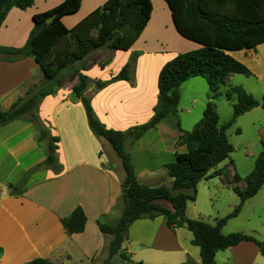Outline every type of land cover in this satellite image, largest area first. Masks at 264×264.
<instances>
[{
  "label": "crops",
  "instance_id": "obj_1",
  "mask_svg": "<svg viewBox=\"0 0 264 264\" xmlns=\"http://www.w3.org/2000/svg\"><path fill=\"white\" fill-rule=\"evenodd\" d=\"M63 1L34 0L25 10H9L0 27V47H23L35 28L33 16L49 12ZM108 1L81 0L79 10L63 17L61 23L71 30ZM154 15L153 2L150 19L130 49L119 51L104 47L109 50V55L98 50L95 53L101 57L91 63L87 61L85 70L80 68L66 83L45 80L40 67L30 57L14 62L0 61V109L9 110L15 102L25 98L26 92L41 86L38 89L49 91V94L40 100L35 114L49 137L58 138L55 164L48 167L43 163L49 141L47 138L38 141L39 134L33 123L20 118L0 127V264H28L36 258L48 259L53 264H102L107 256L111 236L100 232L98 222L110 223L120 216L125 174L110 144L89 128L84 106L72 88L77 85L79 74L88 78L83 96L88 99L94 117L107 129L126 132L148 123L158 104L157 79L162 66L177 54L199 47L180 36L173 22V27H150ZM176 44L183 50H177ZM260 50L264 52V44L257 46L255 51L229 54L255 75L252 64L255 65L253 60ZM127 64H131L129 79L111 80ZM235 76H230L222 87L242 86L234 81ZM259 79L264 83V66ZM96 82L103 86L97 87ZM221 88L219 97L213 102L219 123L224 124L232 116V104L225 99L227 90L222 94ZM178 93L176 113L126 145L134 173L143 185L171 186L173 181L168 177L165 165L173 163L176 154L186 151L184 146L177 144L179 135L192 131L202 118L210 91L203 78L193 77L179 86ZM224 99L229 104V118L222 122L218 107ZM259 108L241 115L232 126L238 127L240 118L250 116L251 129L260 140V148L252 153L245 152L239 160L230 157L231 164L222 162L217 167L224 169L222 174L214 177L215 180L203 179L197 185L195 201L189 202L194 204L202 192L212 208L216 203L224 202L225 209L223 212L218 208L217 211L207 209L206 214L196 209L192 213L187 203L185 214L188 219L208 215L211 222L207 220V223L215 224L238 205L239 198L231 189L234 185L229 186L227 182L235 173L240 178L249 175L262 150L264 130L258 116ZM235 133L241 135V128ZM9 185L21 188L23 192L11 194ZM236 186L242 189L244 184L241 182ZM159 204L170 207L165 201ZM76 207L85 214V228L81 233L68 235L60 219L69 216ZM236 220L238 223L229 226ZM221 233H241L264 242V187L243 203L238 215L227 221ZM192 239V233L186 228L169 229L162 217L140 219L130 225L128 239L121 250L131 260L145 264H181L187 260L200 264L199 248L192 244ZM214 260L215 264H264V258L253 242H241L218 251Z\"/></svg>",
  "mask_w": 264,
  "mask_h": 264
},
{
  "label": "trees",
  "instance_id": "obj_2",
  "mask_svg": "<svg viewBox=\"0 0 264 264\" xmlns=\"http://www.w3.org/2000/svg\"><path fill=\"white\" fill-rule=\"evenodd\" d=\"M170 10L175 30L183 38L199 45L195 50L180 53L166 62L159 71L157 79L158 104L150 121L129 128L126 132L105 128L93 115L89 101L83 91L89 84L86 76L78 75V84L72 90L84 106L91 131L106 140L124 170L121 194V213L110 223L98 222L102 234L111 236L107 247V257L103 264H113L112 259L119 256L121 264H145L130 259L122 250V244L128 239L130 225L140 219L162 217L171 229L186 228L192 233V244L199 248L200 264H215L218 251L236 246L241 242H253L264 258V242L241 233L223 235L222 227L228 220L236 217L243 203L256 195L264 187V138L262 150L255 159L252 172L244 178L236 173L227 185L238 196V205L215 224L202 219H188V202L196 199L197 185L207 178L220 176L223 168H217L222 162L231 164L230 155L233 146L228 140L227 130L241 115L254 108L264 109V96L261 101L253 98L241 86H228L225 99L232 104V116L224 124L219 123L213 100L219 97V88L225 86L230 76L251 77L250 69L229 53L253 50L264 44V0H164ZM34 0H0V27L9 10H25ZM81 0H65L49 12L33 16L35 28L26 44L21 48L0 47V61L14 62L32 58L40 67L47 81L57 82L59 74L72 65L80 64L90 53L103 47L127 51L137 41L146 27L151 13V0H109L104 6L84 19L77 27L67 30L61 23L65 16L75 14ZM54 16L50 23L46 20ZM125 30L121 33V29ZM134 60L131 62L133 64ZM85 70L80 64L76 70ZM131 64H127L111 80L129 79ZM193 77L203 78L209 88L208 101L202 118L190 132H181L178 145L186 151L175 155L173 163L165 165L167 175L172 179L170 187H149L139 183L134 173L130 156L126 150L128 142L141 138L145 132L153 129L168 115L176 113L179 86ZM97 87L103 86L96 82ZM49 91L38 89L34 93L26 92L23 99L15 102L7 111L0 109V127L20 118H26L35 125L38 141L48 139L47 158L43 165L54 166L57 137H49L34 113L40 100ZM238 132V131H237ZM243 183L242 189L236 185ZM11 194H21V188L9 185ZM190 191L191 193H184ZM167 202L166 208L159 204ZM68 235L83 232L86 217L80 207H76L69 216L60 219ZM1 252V249H0ZM28 264H53L48 259L36 258ZM181 264H195L187 260Z\"/></svg>",
  "mask_w": 264,
  "mask_h": 264
},
{
  "label": "rangeland",
  "instance_id": "obj_3",
  "mask_svg": "<svg viewBox=\"0 0 264 264\" xmlns=\"http://www.w3.org/2000/svg\"><path fill=\"white\" fill-rule=\"evenodd\" d=\"M151 2L152 3L154 2V5H155V15L153 17V20L151 22L150 27H162V26L164 27V25H166L165 27H173L172 21H171L172 19H171V15H170V10L168 9L166 2L164 0H151ZM175 47H177V50H183V48L180 47L178 44H176ZM185 49H187V47ZM99 50L103 52L102 54L109 55V53L107 52V51H109L108 49L106 50L103 47ZM97 51L98 50L90 53L82 61L84 63V65H87L86 64L87 61L88 62L90 61V63H91L92 61L96 60L98 58V56L101 57V54L98 53V55H97V53H95ZM260 51H257L258 55L253 60L255 65L252 64V66H253L252 68L255 71L256 76L253 75V72L250 70L252 73L251 77H246L244 75H236L235 76L236 80H234L236 83L239 82V84H242L241 87L246 92L250 93L253 96V98L258 100V101H261L262 97L264 96V83H262L261 80L259 79L260 70L264 66V52H262V51L260 52ZM241 57L244 58L243 55ZM79 67H80V64L72 65L71 68H67L65 71H62L59 74V82L60 83L61 82L66 83L67 81H71V78L76 76L75 72ZM237 79H239L240 81H238ZM76 83L78 84V82H76ZM231 86H233V85H231ZM38 87H41V86H37L36 89L31 90L32 93L37 91ZM220 90H221L220 92L223 94L224 90L226 91V90H228V88L222 87ZM220 103H222L218 107L219 111H220L219 112L220 118H221V121L224 122L229 118L228 117L229 104L225 99L220 100ZM258 111H260L259 112L260 114L258 116H260L259 120L262 124L261 127H262V130H264V109L259 108ZM34 113H35V110H34ZM249 117L250 116H244L243 118H240V120L238 122V125L240 127L239 126L237 127V125L232 126L227 131V136H228L229 142L234 147V151L230 156L231 159H236V160L242 159L244 157L245 152H249V153L251 152L252 153L253 151H255V149L260 148V140L257 139V137L255 136L254 132L251 129L253 127H252V124L250 123ZM238 128H241V131H242L241 135H237L235 133L236 129H238ZM45 166H47V165H45ZM215 179H217V178H213L212 180H215ZM224 204H225L224 202H221L220 204L216 203L214 205V207L212 208V205L208 201V197L206 198V196H204L202 194V192H200V195L197 198L196 202L194 204H191L188 202V205H189L188 207H189V210L192 211V213H193V211L196 212V209H199L200 212H204L206 214L207 209H211L212 211H214V210L217 211V208H218V210L220 209V212H223V210L226 207ZM207 216L208 215H205V217H201L200 219L207 222V220L208 221L210 220ZM238 221L239 220L232 222V224H229V226L235 225L236 223H238ZM209 222H211V221H209ZM106 257L107 256H105V259H106ZM105 259L102 260V264H103ZM116 261H118L119 263L121 262L118 255L113 257L112 263L116 264L115 263Z\"/></svg>",
  "mask_w": 264,
  "mask_h": 264
},
{
  "label": "water",
  "instance_id": "obj_4",
  "mask_svg": "<svg viewBox=\"0 0 264 264\" xmlns=\"http://www.w3.org/2000/svg\"><path fill=\"white\" fill-rule=\"evenodd\" d=\"M53 18H54V16H51L50 18H48V19L46 20V22H47V23H50V22L53 20ZM124 30H125V28H122L120 32L122 33Z\"/></svg>",
  "mask_w": 264,
  "mask_h": 264
}]
</instances>
